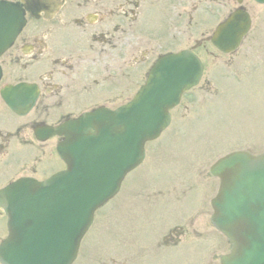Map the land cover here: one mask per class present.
<instances>
[{
    "label": "flooded vegetation",
    "instance_id": "obj_1",
    "mask_svg": "<svg viewBox=\"0 0 264 264\" xmlns=\"http://www.w3.org/2000/svg\"><path fill=\"white\" fill-rule=\"evenodd\" d=\"M2 1L21 4V0ZM57 1L61 6L50 10L49 16L27 15L24 29L0 56V92L29 83L36 94L34 112L27 118L12 114L0 97V153L6 149L12 163L16 158L10 141L15 138L33 149L23 131L45 122L54 111L63 118L75 112L74 105L126 103L132 93L134 64L143 66L149 53L162 50L158 47L163 39L179 36L181 0ZM214 1L229 2L209 0ZM187 3L192 8L196 0ZM151 9L166 12V17L149 21ZM32 113L35 120L30 119ZM37 150L42 153L43 148Z\"/></svg>",
    "mask_w": 264,
    "mask_h": 264
},
{
    "label": "water",
    "instance_id": "obj_2",
    "mask_svg": "<svg viewBox=\"0 0 264 264\" xmlns=\"http://www.w3.org/2000/svg\"><path fill=\"white\" fill-rule=\"evenodd\" d=\"M198 74V63L185 53L161 61L136 101L111 119L113 125L103 134L106 146L81 151L76 164L64 175L74 198L68 199L58 187L45 190L33 186L36 192L57 196L56 208L49 214L63 220L52 222L37 238L32 239L29 232L32 240L6 254L5 264H70L94 210L117 192L122 176L140 162L141 144L166 126V109L197 81ZM210 172L221 182L212 201V223L233 244L221 264H264V155L235 153L220 160ZM11 237L16 238L13 227ZM9 243L11 240L5 244L10 248Z\"/></svg>",
    "mask_w": 264,
    "mask_h": 264
},
{
    "label": "rangeland",
    "instance_id": "obj_3",
    "mask_svg": "<svg viewBox=\"0 0 264 264\" xmlns=\"http://www.w3.org/2000/svg\"><path fill=\"white\" fill-rule=\"evenodd\" d=\"M252 14L255 17L253 32L233 59L226 58L230 64L229 68L221 64L220 58L216 59L209 55L202 57L206 67V79L212 80L216 75L220 77L214 79L218 93L210 95L207 99L204 95L198 100L197 95L201 92L192 93L185 101L189 106L186 112L190 116L197 114L203 102L201 100L205 99L198 114L194 118H187L189 123L186 120L175 121L171 132L168 131L160 142L156 141L147 146L148 157L145 164L129 174L121 186L120 194L104 207V210L98 211L94 224L96 228L91 230L92 233L100 232V236L99 234L90 236L95 240V244L98 243L97 246L92 247L86 238L82 242L83 250L76 264H95L93 261L95 257L101 264H120L117 260L109 262L108 257L127 254L131 250L133 252L128 256L129 260H133L138 248L132 249L125 241L119 240L131 233H134L132 238L136 244L144 243L145 255L142 262H135L134 259L133 264H205L207 254L212 253L216 259L217 254L227 250L222 236L217 233L221 240L213 234L209 243V237L204 236L205 238L197 242L200 250L194 254L191 252L190 257L180 256L174 250L158 248L155 237L159 238L163 229L173 224L174 214L170 203L165 199L144 206L146 202L144 191L148 196L153 193V190H144V187L168 190L176 180L171 173L186 175L190 164L194 162L199 164V161L207 158L210 160L208 159L206 164L212 163L231 150L247 148L254 152L264 151V72H253L259 67H264V11L256 8ZM232 66L241 69L235 73L236 76L232 75L233 70L229 76L228 71ZM241 76H245L246 81L235 80ZM166 145L168 149L165 148ZM155 147L161 150L164 148V153H157ZM158 161L159 165L171 167L154 168L150 165ZM144 180L149 185L143 186ZM196 182L198 178L193 181ZM183 189L178 186L172 191V195L178 196ZM202 195L200 192L193 193L188 202L189 207L197 208ZM178 212L182 213V210H177ZM110 214L111 216L107 217ZM204 252L205 257H202L201 254ZM127 261L128 259H123L121 262Z\"/></svg>",
    "mask_w": 264,
    "mask_h": 264
}]
</instances>
